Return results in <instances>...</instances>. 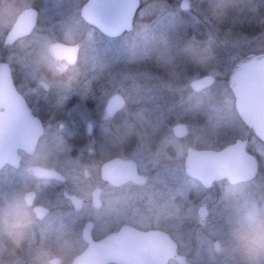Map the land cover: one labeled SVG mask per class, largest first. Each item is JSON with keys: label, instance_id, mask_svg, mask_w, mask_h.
I'll list each match as a JSON object with an SVG mask.
<instances>
[{"label": "rangeland", "instance_id": "374dc122", "mask_svg": "<svg viewBox=\"0 0 264 264\" xmlns=\"http://www.w3.org/2000/svg\"><path fill=\"white\" fill-rule=\"evenodd\" d=\"M84 1L0 0V61L8 63L16 89L31 101L61 107L55 112L58 118L47 117L38 161L59 167L78 182L77 173L95 171L108 146L116 145L121 153L123 137L133 138L127 157L149 174L144 191L152 198L146 200L148 213L136 212L132 221L143 227L167 223L164 229L185 255L182 263L168 264H264V240L254 242L253 256L236 239L239 231L264 232V144L242 125L230 92L238 65L264 53V0H188L185 9L179 0H144L131 29L117 40L81 18ZM29 6L38 9L35 28L5 44L16 15ZM57 39L78 44L74 65L52 56L50 45ZM202 73L213 75L214 83L191 91L189 82ZM115 91L125 98L120 115L110 123L100 114L96 123L98 108ZM60 109L68 113L61 117ZM180 121L188 127L181 139L171 129ZM88 122L93 133L116 125L106 148H100L96 135L86 137ZM155 134L159 137L149 139ZM246 136L259 158L253 179L236 184L221 180L204 188L182 170L186 147L217 150ZM151 140L157 142L153 149ZM32 161L25 160L24 167ZM3 203L0 191V230ZM202 205L207 212L200 218L196 209ZM81 244L73 235L72 255ZM45 257L38 254L40 261Z\"/></svg>", "mask_w": 264, "mask_h": 264}, {"label": "water", "instance_id": "95a60500", "mask_svg": "<svg viewBox=\"0 0 264 264\" xmlns=\"http://www.w3.org/2000/svg\"><path fill=\"white\" fill-rule=\"evenodd\" d=\"M138 6L139 0H86L80 8V16L102 34L116 37L131 29ZM187 7L188 1L181 0L180 8ZM37 15L35 7L22 9L6 32L3 42L11 44L17 38L30 33L35 26ZM50 51L55 59L72 64L77 57L78 45L54 41ZM213 79L211 74H204L193 78L190 86L199 89L210 85ZM231 88L235 96L234 106L237 114L264 143V54L241 63ZM123 103L121 94L114 92L105 103V112L111 115L121 108ZM6 116L8 122L4 124ZM30 117L24 97L15 88L8 63L0 61V169L6 162H18L17 148L23 147L29 153L33 151L43 131L38 118L33 117V125L30 124L33 129L30 139L18 137L13 140L3 132V129L13 127L23 130L24 133L29 127L26 120ZM173 132L182 135L185 132L183 124H175ZM185 167L190 170L185 171L186 173L208 187L212 181L221 178H226L230 184L250 180L257 172V159L245 150L244 139L235 138L232 143L217 150L189 149ZM101 171H105L104 175L115 182H122L133 175L136 179L141 178L136 172L134 160L131 159L111 158L101 166ZM34 173L38 176L61 177L58 172L40 166L34 167ZM75 206L78 207L76 204ZM196 212L203 218L207 209L205 206H199ZM82 231L87 246L73 257L71 264H105L108 260L120 264H166L169 258L178 263L185 259V255L176 252V243L169 234L160 230H140L125 224L117 232H111L99 240H91L88 224ZM218 244V240L213 242L215 249H218Z\"/></svg>", "mask_w": 264, "mask_h": 264}, {"label": "flooded vegetation", "instance_id": "af4514ba", "mask_svg": "<svg viewBox=\"0 0 264 264\" xmlns=\"http://www.w3.org/2000/svg\"><path fill=\"white\" fill-rule=\"evenodd\" d=\"M37 20L38 15L36 23ZM78 56L79 54L77 51L76 60L72 64H69L64 60L57 61H62L66 65L72 66L78 61ZM239 66L240 65H238L236 70H238ZM204 74L207 73H202L196 77ZM214 81L215 80L213 79L210 85L201 87L199 89L192 88L189 82V88L193 92L204 91L205 89L209 88L214 83ZM233 82L234 75L231 77L230 83V92L233 97L234 109V96L231 89V84ZM18 92L21 93L20 91ZM45 93H47V91ZM112 93H110L108 97ZM22 96L24 97L31 114V117L26 120L29 125L28 129L23 133V130L20 131L17 128L10 127L3 129V132H5L6 135H9L13 140L18 139V137H25L26 140L30 139V136H33V129L30 126L31 123L33 125V117H36L40 120L43 131L38 137L36 145L31 153L27 152L23 147L17 148L16 154L18 155V162L16 164L6 162L0 169V176L3 175V184H0V191L4 199V203L2 204L3 226L2 230H0V256L1 259H3L2 264H71L73 257L87 246V241L83 237L82 231L86 224H88L89 236L91 240H99L111 232H117L120 227L125 224L140 230L155 229L169 234L166 231L167 229H164V224L167 223L162 221H160L162 224H159L157 227H143L132 221L136 212L141 211L143 213H148L147 210L150 207L148 204H146V200L152 198L147 193V191H144V186L147 185L146 183L148 181L149 174L146 171H141L134 159L127 157L131 150L134 149L132 148V143H134L133 138H131V140L128 139V136L126 138L123 137L125 142H123L122 149L124 150L121 153L118 152L119 149L116 145L112 144L111 147L108 146L107 148H109V150L107 157L102 156V158L98 161L96 170L83 171L84 173L80 172V174L77 173V175L80 176L77 182L71 178L70 174L66 175V171H63L59 167L51 165L48 162H44L43 160L38 161L35 156L38 144L45 136L47 117L54 116L53 118H58L59 114L57 113L55 116V112L61 107H57V105H53L51 108H49L47 105L39 106L37 103H34L33 99V101H31L28 95L22 94ZM121 96L124 100L122 107L117 109L111 115H108L105 112V103L108 97L104 102H102L98 108V120H96V123L99 121L100 114H104L105 116V118L102 119L103 122L112 123L115 121V118L120 115L121 110L125 106V98L122 94ZM37 102H39V100ZM59 112L61 117L63 114L68 113L67 111L61 109ZM7 122L8 120L6 116L4 118V124ZM241 123L247 128L249 133L252 134L262 144V142L256 137L253 130L242 121ZM176 124H183L185 132L182 135L174 134V123V125L171 127L174 137L179 139L184 138L188 134L186 122L180 121ZM111 126L107 127L109 129H104L102 127L99 129L96 128V133H93L95 129L93 130L91 127V122H88L86 137H92L96 135L98 141L102 144L100 148H106L108 143L107 139L109 137L112 138L115 134L114 127L116 125L114 127ZM147 130L149 131L148 128ZM19 134L20 136H18ZM24 134H26V136H24ZM77 136H79V134H77ZM148 137L149 139H153L159 136L156 135L153 137L149 135ZM5 138H7V136ZM118 138L120 137L118 136ZM242 139L245 140V149L248 152L254 154L249 149L248 137L246 136ZM149 143L152 149L155 147V145H157L156 141L153 143L151 140ZM127 148L129 149V154L126 151ZM189 149L215 150L213 148L186 147L182 157V170L184 172L190 171L185 167ZM254 155L256 156L257 162L259 164L258 156L256 154ZM114 157L134 160L136 164V172L141 176V178L136 179L135 175H133L126 178L122 182H115V180L113 181L109 179L107 175H104L105 171H101V166L107 160ZM27 159H33V161L29 163L28 167H24L23 163ZM35 166L56 171L61 177L38 176L34 173ZM196 180L199 182L198 179ZM221 180L226 181L225 179L215 180L208 187H203L210 188L214 183ZM43 182L52 183L43 184ZM75 204L78 205V207H76ZM81 212H85V216L79 217L77 215ZM160 213L162 214L163 212L161 211ZM75 234L80 239L82 244L81 248L72 255L71 239L73 235L75 236ZM169 236L171 237L170 234ZM176 252L179 253L177 244ZM39 253L46 255L44 260L40 261L38 259ZM171 261L176 260L169 258L166 264ZM105 264L120 263L117 261L108 260Z\"/></svg>", "mask_w": 264, "mask_h": 264}, {"label": "clouds", "instance_id": "9594fccd", "mask_svg": "<svg viewBox=\"0 0 264 264\" xmlns=\"http://www.w3.org/2000/svg\"><path fill=\"white\" fill-rule=\"evenodd\" d=\"M236 239L245 247V251H251L253 256L256 254L254 242L264 240V232L252 233L249 231L237 232Z\"/></svg>", "mask_w": 264, "mask_h": 264}, {"label": "trees", "instance_id": "16d2710c", "mask_svg": "<svg viewBox=\"0 0 264 264\" xmlns=\"http://www.w3.org/2000/svg\"><path fill=\"white\" fill-rule=\"evenodd\" d=\"M143 4H144V0H141V5H143ZM117 39H119V37L114 38V40H117Z\"/></svg>", "mask_w": 264, "mask_h": 264}]
</instances>
